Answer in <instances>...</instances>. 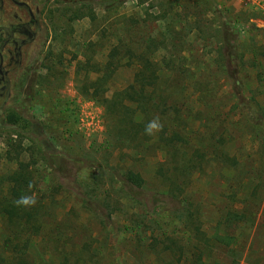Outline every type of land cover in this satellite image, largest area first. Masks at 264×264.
<instances>
[{
  "label": "rangeland",
  "instance_id": "obj_1",
  "mask_svg": "<svg viewBox=\"0 0 264 264\" xmlns=\"http://www.w3.org/2000/svg\"><path fill=\"white\" fill-rule=\"evenodd\" d=\"M38 1L45 30L33 64L0 82L8 87L0 99V179L28 164L34 198L45 205L32 264H197L200 258L264 264V149L254 141L264 132L245 133L243 111L234 108L231 82L218 64L224 27L213 3L242 29L236 48L242 79L247 96L264 108V0H127L114 7L101 0ZM119 36L157 48L167 83L176 96L187 95L182 112H189L191 132L208 118L209 131L223 135L227 154L241 162L235 168L234 160H211L191 179L176 212L149 210L125 190L123 177L132 169L144 177V189L167 193L155 176L162 155L118 144L105 108L81 95L79 66L87 58L105 63ZM169 59L181 63L182 75L166 70ZM135 73L120 68L107 96L126 88ZM203 89L215 97V113L201 112ZM190 220H198L202 234ZM10 232L0 211L1 241Z\"/></svg>",
  "mask_w": 264,
  "mask_h": 264
},
{
  "label": "trees",
  "instance_id": "obj_2",
  "mask_svg": "<svg viewBox=\"0 0 264 264\" xmlns=\"http://www.w3.org/2000/svg\"><path fill=\"white\" fill-rule=\"evenodd\" d=\"M101 1H108L109 7H114L127 0ZM213 3L223 20L224 27V40L219 48L218 64L224 76L231 82L232 98L236 100L234 108L243 111L241 122L245 123L244 131L245 133L249 131L252 137V134L256 133L250 132L254 130L264 132V108L247 96L242 79L239 54L236 50L242 29H238L239 23L232 22L224 9L219 8L215 1ZM132 43L124 36H119L110 47L105 63H92L93 59L87 58L86 62L79 66V70L84 72L80 87L81 95L100 103L105 108L111 120L110 133L118 144L134 151L146 152L147 156L151 151H154L155 155H162L156 166L155 176L165 184L167 193L144 189V177L132 169L123 177L125 190L129 194H138L143 198L141 201L138 197L149 210L158 211L159 214L176 212L182 206L180 197L187 193L191 179L196 174L204 173L211 160L222 163L234 160L235 168H238L241 162L237 158L229 157L223 135L209 131L208 118L196 131L191 132L189 112L184 114L182 112V101L187 95L184 92L176 96L175 90L167 83L171 77H164L163 69L154 57L157 48L152 52L151 47H143L140 42L134 46ZM180 64L172 59L165 60L166 70L175 76L184 73ZM122 67L136 69L133 81L123 90L108 97L109 83ZM91 72L96 73L97 78L92 79ZM201 92L199 96L203 106L201 112L205 115L215 113L217 110L211 106V99L215 97H212L211 91L203 89ZM10 119L18 120L13 115ZM152 121L159 125L155 136H150L146 132L148 124ZM254 141L264 149L263 135H257ZM213 143H216L215 147ZM72 166L65 167L68 176L75 167L74 164ZM34 191L35 185L28 164L19 163L16 170L0 179V211L11 228L4 241L0 238L1 263L32 264L30 256L32 238L42 235V219L45 213V205L36 202ZM22 198H30L34 203L24 205L20 203ZM190 222L194 232L202 234L198 220L197 224L192 220ZM199 261L197 264H204L201 258ZM66 264L70 262L67 261Z\"/></svg>",
  "mask_w": 264,
  "mask_h": 264
},
{
  "label": "flooded vegetation",
  "instance_id": "obj_3",
  "mask_svg": "<svg viewBox=\"0 0 264 264\" xmlns=\"http://www.w3.org/2000/svg\"><path fill=\"white\" fill-rule=\"evenodd\" d=\"M42 10L38 0H0V82L9 80L22 66L23 75L33 64L37 40L45 30ZM7 89L6 85L0 87V99Z\"/></svg>",
  "mask_w": 264,
  "mask_h": 264
},
{
  "label": "clouds",
  "instance_id": "obj_4",
  "mask_svg": "<svg viewBox=\"0 0 264 264\" xmlns=\"http://www.w3.org/2000/svg\"><path fill=\"white\" fill-rule=\"evenodd\" d=\"M159 125L156 121H152L148 124L147 128H146V132L151 135L153 133V130H158ZM20 203L24 204V205H28L30 203H34L33 200H31L30 198H22V200L20 201Z\"/></svg>",
  "mask_w": 264,
  "mask_h": 264
}]
</instances>
